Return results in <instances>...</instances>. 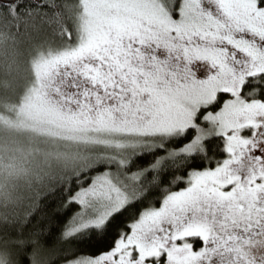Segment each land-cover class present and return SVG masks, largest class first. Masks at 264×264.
I'll return each instance as SVG.
<instances>
[{
	"label": "snow or ice",
	"instance_id": "snow-or-ice-1",
	"mask_svg": "<svg viewBox=\"0 0 264 264\" xmlns=\"http://www.w3.org/2000/svg\"><path fill=\"white\" fill-rule=\"evenodd\" d=\"M0 264H264V0H0Z\"/></svg>",
	"mask_w": 264,
	"mask_h": 264
}]
</instances>
